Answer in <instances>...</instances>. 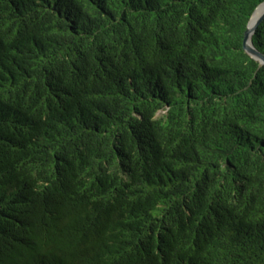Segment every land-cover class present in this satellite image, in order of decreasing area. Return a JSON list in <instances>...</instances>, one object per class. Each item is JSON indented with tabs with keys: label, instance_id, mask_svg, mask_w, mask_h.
I'll return each mask as SVG.
<instances>
[{
	"label": "trees",
	"instance_id": "trees-1",
	"mask_svg": "<svg viewBox=\"0 0 264 264\" xmlns=\"http://www.w3.org/2000/svg\"><path fill=\"white\" fill-rule=\"evenodd\" d=\"M262 3L0 0V264H264Z\"/></svg>",
	"mask_w": 264,
	"mask_h": 264
},
{
	"label": "water",
	"instance_id": "water-1",
	"mask_svg": "<svg viewBox=\"0 0 264 264\" xmlns=\"http://www.w3.org/2000/svg\"><path fill=\"white\" fill-rule=\"evenodd\" d=\"M263 9L259 12L260 8ZM264 20V3H262L254 12L250 19L246 34L244 48L246 52L253 58L258 60L262 65H264V53L260 52L253 44V35L255 34L257 28Z\"/></svg>",
	"mask_w": 264,
	"mask_h": 264
},
{
	"label": "bare ground",
	"instance_id": "bare-ground-1",
	"mask_svg": "<svg viewBox=\"0 0 264 264\" xmlns=\"http://www.w3.org/2000/svg\"><path fill=\"white\" fill-rule=\"evenodd\" d=\"M263 9V7L260 8L259 12Z\"/></svg>",
	"mask_w": 264,
	"mask_h": 264
}]
</instances>
